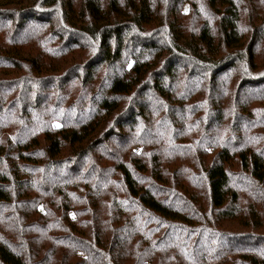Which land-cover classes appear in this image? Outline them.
<instances>
[{"label":"trees","instance_id":"obj_1","mask_svg":"<svg viewBox=\"0 0 264 264\" xmlns=\"http://www.w3.org/2000/svg\"><path fill=\"white\" fill-rule=\"evenodd\" d=\"M0 264H264V0H0Z\"/></svg>","mask_w":264,"mask_h":264},{"label":"rangeland","instance_id":"obj_2","mask_svg":"<svg viewBox=\"0 0 264 264\" xmlns=\"http://www.w3.org/2000/svg\"><path fill=\"white\" fill-rule=\"evenodd\" d=\"M260 6H258L257 8H259ZM244 25H246V22L244 21ZM247 28V27H246Z\"/></svg>","mask_w":264,"mask_h":264}]
</instances>
